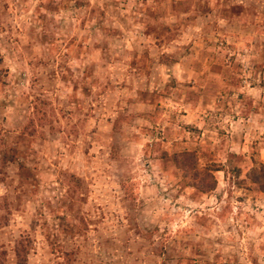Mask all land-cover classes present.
<instances>
[{"label": "rangeland", "instance_id": "rangeland-1", "mask_svg": "<svg viewBox=\"0 0 264 264\" xmlns=\"http://www.w3.org/2000/svg\"><path fill=\"white\" fill-rule=\"evenodd\" d=\"M264 0H0V264H264Z\"/></svg>", "mask_w": 264, "mask_h": 264}, {"label": "trees", "instance_id": "trees-1", "mask_svg": "<svg viewBox=\"0 0 264 264\" xmlns=\"http://www.w3.org/2000/svg\"><path fill=\"white\" fill-rule=\"evenodd\" d=\"M248 178L250 182L258 187V189L264 193V165L259 163H253Z\"/></svg>", "mask_w": 264, "mask_h": 264}]
</instances>
